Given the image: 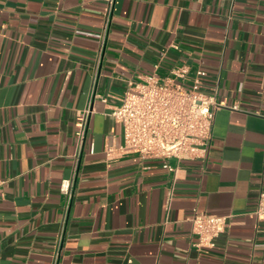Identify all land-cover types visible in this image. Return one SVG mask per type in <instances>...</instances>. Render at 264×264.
Masks as SVG:
<instances>
[{"label":"crops","instance_id":"0c3cea01","mask_svg":"<svg viewBox=\"0 0 264 264\" xmlns=\"http://www.w3.org/2000/svg\"><path fill=\"white\" fill-rule=\"evenodd\" d=\"M108 3L0 0V264H264V0H114L106 25ZM158 62L201 69L224 103L204 165L176 174L106 156L122 145L110 107ZM194 210L228 216L210 250Z\"/></svg>","mask_w":264,"mask_h":264},{"label":"built area","instance_id":"2783aa9c","mask_svg":"<svg viewBox=\"0 0 264 264\" xmlns=\"http://www.w3.org/2000/svg\"><path fill=\"white\" fill-rule=\"evenodd\" d=\"M113 4L114 0H109L106 25ZM159 67L160 62L154 64L152 73L140 80H128L120 103L110 107L109 115L122 127V145L117 149L107 148L106 156L110 159L116 152L122 156L135 155L139 160L159 159L164 169L176 174L181 162L204 165L213 136L215 112L224 103L217 100L216 88L211 94L202 91L201 77L205 73L201 69L192 71L186 64H176L167 75L160 76L157 74ZM89 113L88 109L85 110L78 123L73 176L60 183V191L66 198V210L72 200ZM171 161L176 165H172ZM3 185L4 180L0 178V192ZM254 214L257 220H264V192L259 194ZM227 219L228 216H209L194 210L189 221L197 240L195 246L200 250L212 249L215 239L224 232Z\"/></svg>","mask_w":264,"mask_h":264}]
</instances>
